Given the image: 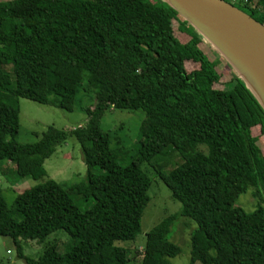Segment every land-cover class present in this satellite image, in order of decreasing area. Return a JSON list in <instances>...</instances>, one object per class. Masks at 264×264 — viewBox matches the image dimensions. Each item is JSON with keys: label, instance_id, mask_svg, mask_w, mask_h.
I'll list each match as a JSON object with an SVG mask.
<instances>
[{"label": "trees", "instance_id": "trees-1", "mask_svg": "<svg viewBox=\"0 0 264 264\" xmlns=\"http://www.w3.org/2000/svg\"><path fill=\"white\" fill-rule=\"evenodd\" d=\"M239 4L232 5L264 26V0ZM200 38L162 0L0 1V161L15 166L17 180L41 179L44 160L72 138L86 166L85 183L64 189L46 180L17 195L12 209L0 188V237L26 264H134L116 243L136 239L150 201L141 165L153 160L181 209L146 235L137 264H170L180 254L169 234L181 218L196 224L191 264H264V109ZM186 62L198 69L187 72ZM80 93L94 101L79 107L85 126H49L32 144L14 140L18 98L72 112ZM109 110L145 115L124 166L111 148L116 133L100 128ZM174 153L165 174L161 161ZM249 190L258 198L251 213L236 206ZM73 192L92 206L79 209ZM58 230L73 241L64 253L54 243L37 260L23 256L20 236Z\"/></svg>", "mask_w": 264, "mask_h": 264}, {"label": "rangeland", "instance_id": "rangeland-1", "mask_svg": "<svg viewBox=\"0 0 264 264\" xmlns=\"http://www.w3.org/2000/svg\"><path fill=\"white\" fill-rule=\"evenodd\" d=\"M230 3L236 6L240 5L239 0H230ZM189 27L192 28L191 25ZM192 29L194 30V28ZM199 41L200 44L213 49L206 39L200 38ZM213 50L228 65L225 59L215 49ZM228 66L230 73L236 74L234 68ZM185 69L187 72H192L198 69V65L193 62H186ZM92 98L93 96L83 93L78 94L77 104L72 112L18 98L16 103L19 109V129L14 140L22 145L32 144L42 137L49 126L65 131L85 126L87 116L79 107L94 104ZM144 120L145 115L141 111L109 110L105 112L100 122V128L103 131L116 133L111 148L116 151L123 166L127 165L136 155L140 138L139 130ZM177 161L178 155L175 153L169 156L166 161H161L162 166H164L163 172L169 173ZM157 163L156 160H153L141 165L142 171L151 179L148 190L150 201L143 211L136 239L132 242L116 243L117 246L127 250V256L135 260L134 264L140 261L138 254L143 251L146 235L164 218L176 214L181 209V204L171 197L168 188L158 178L156 170L160 167ZM43 168L45 174L41 179L17 180L14 173L15 166L10 162L0 161V188L9 209L13 208V202L17 195L46 180H53L64 189L85 183L86 166L82 159L80 145L72 138L58 146L53 155L44 160ZM96 172L101 173L98 169ZM71 195L73 201L82 211L93 204L92 199L86 200L82 195H76L74 192ZM257 204L258 198L254 190H249L246 194L241 195L236 202V206L241 207L247 213L254 211ZM262 205L264 207V203ZM14 218L19 220L20 217L15 215ZM195 228L196 224L186 218H181L172 226L169 239L180 248L181 252L178 256L167 259L170 264H191L190 235ZM19 243L22 247L23 256L32 260H37L48 244L56 243L60 253H64L73 245L69 235L62 230L55 231L45 239H29L27 236H20ZM17 253L11 239L0 237V264H26L25 260L19 258Z\"/></svg>", "mask_w": 264, "mask_h": 264}, {"label": "water", "instance_id": "water-1", "mask_svg": "<svg viewBox=\"0 0 264 264\" xmlns=\"http://www.w3.org/2000/svg\"><path fill=\"white\" fill-rule=\"evenodd\" d=\"M162 1L234 68L264 109V26L224 0Z\"/></svg>", "mask_w": 264, "mask_h": 264}]
</instances>
